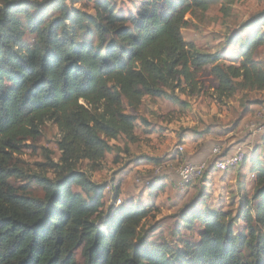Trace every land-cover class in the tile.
Returning <instances> with one entry per match:
<instances>
[{"label": "trees", "instance_id": "trees-1", "mask_svg": "<svg viewBox=\"0 0 264 264\" xmlns=\"http://www.w3.org/2000/svg\"><path fill=\"white\" fill-rule=\"evenodd\" d=\"M215 2L226 13L233 0H139L127 15L116 13L110 0H94L93 14L75 8V0H2L0 264H264V165L254 149L230 169L251 161L254 172L251 197L244 196L237 211L244 230L234 232L227 212L194 209L182 213L181 226L198 225V240L171 247L149 243L142 230L153 204L121 201L104 211L106 185L77 168L87 160L97 170L110 140L136 142L133 113L143 98L176 100L177 90L193 93L207 66L217 97L264 90V60L256 58L264 46V11L244 25L250 30L243 40L234 33L226 38L239 43L237 62L220 64L217 54L183 38L186 15L205 13ZM26 34L32 35L29 42ZM45 120L59 130L61 154L53 179L36 176L44 196L33 198L8 179L19 175L11 165L14 153L39 135ZM237 148L211 153L209 163L201 161L202 176L210 169L230 171L217 170L215 163ZM200 155L207 157L204 149ZM112 189V199L120 201L119 187ZM102 217L104 229L96 225Z\"/></svg>", "mask_w": 264, "mask_h": 264}, {"label": "rangeland", "instance_id": "rangeland-1", "mask_svg": "<svg viewBox=\"0 0 264 264\" xmlns=\"http://www.w3.org/2000/svg\"><path fill=\"white\" fill-rule=\"evenodd\" d=\"M93 1L75 0L73 6L93 14ZM110 1L116 13L123 15L135 12L139 2ZM220 6L219 2H215L205 13L186 15L189 23L182 29V36L186 41L195 43L200 51L217 54L220 64H229L238 61L236 52L239 43L228 44L226 38L234 33L243 40L250 30L244 25L251 16L264 11V0H233L226 5V13L220 10ZM31 37L26 34L24 41L29 42ZM256 58L264 60V46L256 51ZM209 68L205 67L197 75L200 89L193 93L188 89L185 92L177 90L174 92L176 100L145 96L136 112L127 108L128 112L137 116L136 142H128L123 136L110 140L112 148L95 171L90 170L87 160L77 164V168L86 171L92 181L106 185L104 211L107 206H117L121 201L154 205L142 226V230L147 231L149 243H165L171 247L179 244L178 240L196 242L199 238L198 225H194L192 230L181 226L182 213L194 209L227 212L234 232L244 230L245 223L238 212L244 196L249 199L252 194L254 172L251 171V161H246L235 171L221 173L210 169L202 177L178 188L176 170L183 161L190 162L187 155L197 153V145L201 141L210 156L213 147L218 145L222 148L242 147L248 154L254 149L264 165V140L260 133L246 127L250 120H255L258 112L264 114V90H237L229 98L217 97V81ZM39 131L36 138L25 140L19 151L14 153L11 165L19 175L8 179L10 185L26 190L33 198L44 196L42 188L36 183V176L53 179L58 172L55 164L59 163L61 154L58 149L60 133L56 124L45 120ZM207 137L211 141H207ZM237 138L241 140L228 146ZM178 145L182 146V151L177 149ZM114 186L119 187L120 201L112 199ZM149 186L154 189V197L149 196ZM74 190L80 192L78 187ZM103 217L96 220V225L102 229ZM77 257L81 261L80 253Z\"/></svg>", "mask_w": 264, "mask_h": 264}, {"label": "built area", "instance_id": "built-area-1", "mask_svg": "<svg viewBox=\"0 0 264 264\" xmlns=\"http://www.w3.org/2000/svg\"><path fill=\"white\" fill-rule=\"evenodd\" d=\"M252 132L264 133V114L258 112L255 116V120H250L246 126ZM177 149L182 151V146L178 145ZM222 146H215L212 149V154L222 153ZM251 151V150H250ZM246 155V151L242 147H238L230 156L225 159L219 160L215 163L217 170H230L235 169L240 163L243 162ZM206 170V163L201 162L194 164L191 162L183 161L177 168L178 175V188H183L189 184L192 180L202 176Z\"/></svg>", "mask_w": 264, "mask_h": 264}, {"label": "crops", "instance_id": "crops-1", "mask_svg": "<svg viewBox=\"0 0 264 264\" xmlns=\"http://www.w3.org/2000/svg\"><path fill=\"white\" fill-rule=\"evenodd\" d=\"M246 124H247V122H245L244 123V127L246 126ZM261 136H262V134H260ZM261 136H259V137H261ZM238 140H234V141H232L230 144H228V146L229 145H231V144H234V143H237V142H239V139L241 140V138H237ZM260 139V138H259ZM211 141V139L209 138V137H207V141ZM183 141V140H182ZM205 145V143L203 142V141H201L197 146H198V149H197V151H198V153H199V155H198V153H197V158H196V156L195 157H193V159L195 158V160H192L191 158H190V156H192L193 154H196L195 152H192V153H190V154H188L187 155V157L188 158H190V162H201V161H203V160H206L207 158H208V156H209V154H207V157L206 158H204V157H202L201 155H200V152L201 151H203V149H204V146ZM196 146V147H197ZM232 149H234L235 148V146H233V147H231ZM186 154H187V151H186ZM188 158H187V160H188Z\"/></svg>", "mask_w": 264, "mask_h": 264}]
</instances>
